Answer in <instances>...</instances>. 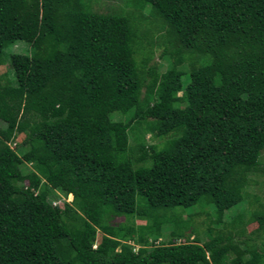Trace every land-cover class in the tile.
Here are the masks:
<instances>
[{
	"label": "trees",
	"instance_id": "16d2710c",
	"mask_svg": "<svg viewBox=\"0 0 264 264\" xmlns=\"http://www.w3.org/2000/svg\"><path fill=\"white\" fill-rule=\"evenodd\" d=\"M129 1L139 20L0 0V264H264L259 196L204 241L185 236L199 212L183 217L202 203L220 225L264 176V0ZM19 42L29 53L5 58Z\"/></svg>",
	"mask_w": 264,
	"mask_h": 264
},
{
	"label": "rangeland",
	"instance_id": "374dc122",
	"mask_svg": "<svg viewBox=\"0 0 264 264\" xmlns=\"http://www.w3.org/2000/svg\"><path fill=\"white\" fill-rule=\"evenodd\" d=\"M91 4L93 5V9L99 12H109L113 14H119L124 16H135V20H139L142 15V8L139 5H136L135 3H131L129 0H90ZM134 2V1H133ZM150 5H148V8ZM152 33V32H150ZM153 35V34H152ZM158 34H155L152 38L157 39ZM159 43V41H158ZM29 46L23 42H19L17 44H14L10 46L6 50L5 58H9V54L13 52L18 53H29L30 49ZM29 50V51H28ZM164 46L159 44L156 47L153 48V56L150 60V64L158 63L160 66V71L164 72L169 68V62L170 58L168 54L164 53ZM28 51V52H27ZM178 68L183 70H188L190 68L189 62L185 61L182 65H180ZM9 70L8 63H5L3 65H0V74L5 73ZM182 94V93H181ZM117 113V112H116ZM115 114V113H114ZM4 126V123L0 120V128ZM24 138L23 135H21L20 140ZM146 140L149 144H158L163 141L162 137L154 136L152 132L146 133ZM12 146H14L12 144ZM262 164L264 165V151L262 153ZM43 179H46L45 174L42 173ZM249 184L246 187V195L242 202H240L238 205L234 206L230 211H227L225 217L223 218V222L220 225H216L211 220L215 219V216L213 215V212L209 208H205V206L202 205V203H199L198 205L186 209L187 212L183 214V217L186 218L189 216V214L194 212H199V214H195L193 216L192 221H190L191 226L190 228L185 232V236L189 237L190 239H193L195 236H199L201 241H204L208 238V228H212L214 231H227L230 229V226L228 225V222L237 216L238 214H243L242 217H238V221H247L249 219V215L246 213H249L252 209H254L256 206L250 204V199H253L255 196H259L264 202V186L262 184V180H264V176L260 175L259 172L249 174ZM73 199V196L64 195L61 192H58L57 198L53 199V203H57L58 205H63L64 202H71ZM182 207H176L173 210H170L171 213H169V217H173L175 214L173 211L176 212V210H180ZM208 211L209 215L205 214V212ZM106 223L108 224H125V226L128 227V229H131L135 226L133 224L132 220H126L124 216H107L105 218ZM136 224H144L145 221L143 220H136ZM173 226V224H172ZM257 227V223H251L247 226V234L253 231ZM133 229V228H132ZM193 230V231H192ZM171 231V224H165L162 226L160 233H162V237L159 238V242L165 240ZM132 232V231H131ZM159 234V233H157ZM102 232L98 231L97 234V242L101 241L102 238ZM160 235V234H159ZM237 239V238H236ZM259 242L262 241L258 240ZM137 248V246H135Z\"/></svg>",
	"mask_w": 264,
	"mask_h": 264
}]
</instances>
